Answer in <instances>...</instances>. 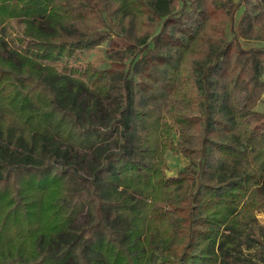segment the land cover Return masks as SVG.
I'll return each instance as SVG.
<instances>
[{
	"label": "trees",
	"instance_id": "trees-1",
	"mask_svg": "<svg viewBox=\"0 0 264 264\" xmlns=\"http://www.w3.org/2000/svg\"><path fill=\"white\" fill-rule=\"evenodd\" d=\"M263 94L264 0H0V264H264Z\"/></svg>",
	"mask_w": 264,
	"mask_h": 264
},
{
	"label": "rangeland",
	"instance_id": "rangeland-1",
	"mask_svg": "<svg viewBox=\"0 0 264 264\" xmlns=\"http://www.w3.org/2000/svg\"><path fill=\"white\" fill-rule=\"evenodd\" d=\"M239 1V0H236ZM263 42H259L256 40H246L244 42V45L246 46H260ZM118 44H122V42L116 38L111 39V43H105L103 45H101V47L93 50L89 55L84 56L85 59L82 60L79 64H77V67H84L87 64H92L95 61H98L100 59V67H105L110 59V50L114 47H116V45ZM120 46V45H118ZM263 99H264V94H263ZM257 110L263 111L264 110V100L261 101L258 106H257ZM113 145H109L108 148H112ZM79 154H76L77 159L80 160V158H84V152H78ZM80 157V158H79ZM166 157L169 161V175H176L179 169L184 168L188 163V159L181 155V154H177V155H173L170 152L166 153ZM79 167L82 173L84 174H88V167L86 162H81L79 163ZM261 220V223L264 224V216H260L259 217ZM87 221V217H85L84 215L79 216V218L77 219L75 224H81V223H85ZM253 250L251 252L245 251V254L249 257H256L253 254ZM258 260V258L256 259Z\"/></svg>",
	"mask_w": 264,
	"mask_h": 264
}]
</instances>
